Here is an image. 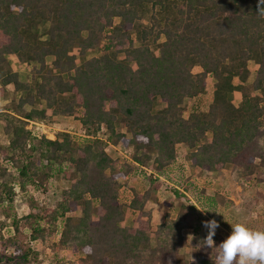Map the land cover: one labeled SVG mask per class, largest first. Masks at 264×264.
Returning a JSON list of instances; mask_svg holds the SVG:
<instances>
[{
	"label": "trees",
	"instance_id": "16d2710c",
	"mask_svg": "<svg viewBox=\"0 0 264 264\" xmlns=\"http://www.w3.org/2000/svg\"><path fill=\"white\" fill-rule=\"evenodd\" d=\"M258 4L0 0V154L16 174L0 165V204L12 203L28 184L46 191L56 176L74 178L54 207L29 197L27 214L13 221L15 234L0 231V263L35 264L37 252L18 240L23 223L32 242L57 236L53 249H69L72 264H179V249L188 244L184 232L193 228L187 219L193 198L186 201V193L174 190L177 212L157 225L155 247L152 215L144 206L158 201L163 179L173 181L180 146L187 151L184 163L200 177L224 176L231 167L234 181L263 183L264 15ZM95 50L98 55L86 58ZM8 55L30 66L26 81L18 79ZM249 62L258 66L251 84ZM209 77L211 101L202 109ZM61 117L76 121L81 141L68 131L51 140L26 129L30 123L53 125ZM119 143L132 148L128 164L107 152ZM147 168L151 174L140 191H124L117 183ZM204 179L189 181L192 191L186 190L195 205L214 213L212 179ZM77 207L80 215L71 216ZM128 214L136 227L120 226ZM222 241L215 237L216 246ZM215 255L211 249L188 264H214Z\"/></svg>",
	"mask_w": 264,
	"mask_h": 264
},
{
	"label": "rangeland",
	"instance_id": "374dc122",
	"mask_svg": "<svg viewBox=\"0 0 264 264\" xmlns=\"http://www.w3.org/2000/svg\"><path fill=\"white\" fill-rule=\"evenodd\" d=\"M137 46V42H135ZM99 51H89L86 54V58L95 57L98 55ZM158 55V52H156ZM7 56V61L11 68H14V62H10L9 57ZM13 64V65H12ZM250 75L247 79V84H251L256 76L258 67L253 62L248 63ZM24 69H19L17 71L18 79L20 81H26L28 78V73L30 66L23 65ZM208 87L206 89L205 95L201 97L202 109H206L207 105L211 101V86L214 83V79L211 77L206 80ZM240 94L234 93V100L236 102L240 101ZM189 104L188 100L184 101L185 107ZM50 111L47 110V115H50ZM37 124V125H36ZM2 129L3 124L0 122V143L4 145L2 140ZM26 129L32 131L35 136L44 135L47 139H54L55 134L59 131H68L76 140L81 141L80 138V128L76 124V121L72 117H61L56 120L55 124L43 125L41 123H30L26 126ZM118 130H122L121 127ZM261 134H264L262 130ZM127 138L129 135L126 136ZM105 139V137H102ZM107 152L110 157L116 161L118 164H128L130 162V154L132 153V148L127 147L126 143H119L118 145H109ZM178 160L177 165L173 168V181L169 182L166 179H163V186L157 193L158 201L153 203L149 201L144 206V211H149L151 213V232H150V245L155 247V230L157 225L163 223L164 217L166 214H171L172 217L175 216L177 212V204L179 199L175 198L174 190L179 191L181 194L186 193L183 198H186V201L192 200L194 208L189 206V216L188 222L192 225L193 228L185 230V236L187 239V245L179 249V254L183 257V260L179 264H188V262L195 260L200 254L209 255L211 248L199 247L200 241H202L208 233V229L203 227L205 221L216 220L219 224V227L215 230V236L213 240L215 241L216 236H220L225 240L232 232L231 225L239 222L253 230L264 231V178L263 183L260 185L251 184L248 185L245 182H236L232 179L230 175V169H227L224 176H219L217 173H204L201 175H196L194 171L184 163V155L187 151L183 146L178 147ZM259 158H255V163L259 164ZM0 165L7 166L10 171L15 174L11 165L4 159L0 154ZM182 165V166H180ZM184 165V166H183ZM262 172V169H260ZM71 172V171H70ZM72 173V172H71ZM151 174L149 168L145 169L143 172H136L128 176L126 179L120 178L117 180V183L123 186V190L127 191L128 189H136L140 191L142 188L146 187L148 183V176ZM197 178L199 180H197ZM204 178L211 180L212 186L209 189V195L215 197L217 202L216 210L213 209L214 213L207 212L201 207L195 205V198L186 189L189 181L202 183ZM74 178L71 177L73 181ZM71 180L63 179L60 176L52 178L47 183V190L42 191L38 190L36 186L28 184L26 186L25 192H20L17 190V195L15 196L12 203L4 202L0 204V231L4 236H11L15 234V229L13 227V221L21 219L27 214L28 211V199L29 197H34L37 200L39 206H44L47 208L54 207L55 203L60 200L61 191L69 188ZM199 183V184H200ZM16 189V187H15ZM192 191V189H190ZM192 197V198H191ZM180 199V201L184 200ZM123 201H126L125 194L123 195ZM191 202V201H190ZM231 202V206L228 208L221 207V203ZM197 203V202H196ZM71 216L80 215V207H77L76 210H73L70 213ZM96 219V217H94ZM135 216L128 214L124 222L120 226L125 227H136ZM19 233L18 240L22 242L23 246L30 247L37 252L35 257V264H55L56 261L61 259L63 264H72L74 262V257L72 256L70 250L63 248H58L57 250L53 249V243L57 240V236H51L47 239L44 244L39 242H32L29 240L30 233L26 226L23 223L19 224ZM192 235V237H188ZM12 252V250L10 251ZM0 264H3L0 263Z\"/></svg>",
	"mask_w": 264,
	"mask_h": 264
},
{
	"label": "clouds",
	"instance_id": "9594fccd",
	"mask_svg": "<svg viewBox=\"0 0 264 264\" xmlns=\"http://www.w3.org/2000/svg\"><path fill=\"white\" fill-rule=\"evenodd\" d=\"M261 5H264V0H259L257 5L259 14L264 15ZM203 227L208 229V233L199 247L215 249L214 264H264V231L253 230L237 222L231 225V234L216 246L213 237L219 227L217 221H205ZM188 237L194 239L192 235Z\"/></svg>",
	"mask_w": 264,
	"mask_h": 264
},
{
	"label": "crops",
	"instance_id": "0c3cea01",
	"mask_svg": "<svg viewBox=\"0 0 264 264\" xmlns=\"http://www.w3.org/2000/svg\"><path fill=\"white\" fill-rule=\"evenodd\" d=\"M8 58H9L10 62H14L15 63L14 65L12 64L13 67H14L13 70L15 72H17L19 69H24L23 65H21L14 56L10 55Z\"/></svg>",
	"mask_w": 264,
	"mask_h": 264
},
{
	"label": "built area",
	"instance_id": "2783aa9c",
	"mask_svg": "<svg viewBox=\"0 0 264 264\" xmlns=\"http://www.w3.org/2000/svg\"><path fill=\"white\" fill-rule=\"evenodd\" d=\"M33 124H35V123H33ZM37 125V124H36Z\"/></svg>",
	"mask_w": 264,
	"mask_h": 264
}]
</instances>
